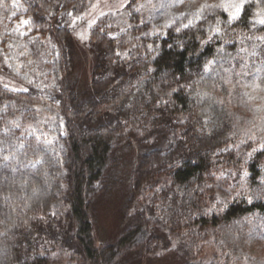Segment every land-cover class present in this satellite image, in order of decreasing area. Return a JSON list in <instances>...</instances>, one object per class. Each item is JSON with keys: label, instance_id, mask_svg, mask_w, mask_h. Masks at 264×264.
Returning <instances> with one entry per match:
<instances>
[{"label": "trees", "instance_id": "16d2710c", "mask_svg": "<svg viewBox=\"0 0 264 264\" xmlns=\"http://www.w3.org/2000/svg\"><path fill=\"white\" fill-rule=\"evenodd\" d=\"M87 1L18 0L27 36L52 55L21 91L0 80V264H264V0L235 19L205 4L153 36L100 16L83 81L68 17ZM35 99L58 110L54 140L12 123ZM127 148L119 227L95 244Z\"/></svg>", "mask_w": 264, "mask_h": 264}, {"label": "rangeland", "instance_id": "374dc122", "mask_svg": "<svg viewBox=\"0 0 264 264\" xmlns=\"http://www.w3.org/2000/svg\"><path fill=\"white\" fill-rule=\"evenodd\" d=\"M128 0H88L86 8L69 15L68 25L75 40L76 65L82 80L88 78L92 65V53L87 46L90 27L98 17L106 15L110 26L125 31L131 24V18L145 25L144 32L149 35L162 34L168 27L185 25L196 21L205 4L216 3L225 8L231 16H236L237 6L242 7L245 0H136L133 11L125 10ZM21 7L18 0H0V80L15 91L33 82L39 72V60L44 65L43 56H51L50 45L39 46L26 33V23L19 16ZM55 104L35 99L26 105L22 114L12 123L23 132H41L47 138L62 130V119ZM132 149V148H131ZM127 148L125 161L120 169V179L108 195L102 196L97 206V217L93 223L95 244L111 241L119 227V209L128 196L130 181L125 170L126 161L132 158L134 150ZM134 149V147H133ZM123 178V179H122ZM125 178V179H124ZM204 257L209 260L216 249L206 248ZM141 264H181L176 254H166L155 262L144 261Z\"/></svg>", "mask_w": 264, "mask_h": 264}, {"label": "snow or ice", "instance_id": "6c2138e0", "mask_svg": "<svg viewBox=\"0 0 264 264\" xmlns=\"http://www.w3.org/2000/svg\"><path fill=\"white\" fill-rule=\"evenodd\" d=\"M239 12H240V7H239V6H237V8H236V14L238 15V14H239ZM232 19H235V16H234V17H232ZM260 23H261V24H264V20H261V21H260ZM217 31H218V29H217Z\"/></svg>", "mask_w": 264, "mask_h": 264}]
</instances>
